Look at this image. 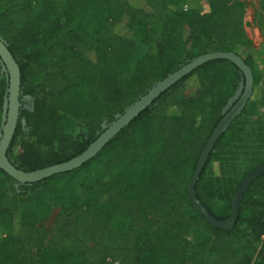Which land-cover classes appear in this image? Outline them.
Segmentation results:
<instances>
[{
	"label": "trees",
	"instance_id": "trees-1",
	"mask_svg": "<svg viewBox=\"0 0 264 264\" xmlns=\"http://www.w3.org/2000/svg\"><path fill=\"white\" fill-rule=\"evenodd\" d=\"M0 1L18 14L11 21L8 12L0 13V37L18 64L20 97L28 96L6 150L23 171L81 153L102 123L192 58L238 54L250 67L252 95L213 144L194 186L215 218L229 216L236 188L264 162L257 152L235 176L232 155L245 135L240 119L253 114L259 87L242 0H208L203 13L161 0L159 34L146 15L118 0ZM135 42L147 51L126 71L127 49ZM243 81L231 61H206L163 90L81 166L31 183H18L0 168V222L10 219L14 230L0 242V264H263L264 171L246 186L228 229L212 226L187 193L198 155ZM14 198L21 203L17 219ZM47 201L59 204L53 231L37 221ZM194 225L206 236L192 237Z\"/></svg>",
	"mask_w": 264,
	"mask_h": 264
},
{
	"label": "water",
	"instance_id": "water-1",
	"mask_svg": "<svg viewBox=\"0 0 264 264\" xmlns=\"http://www.w3.org/2000/svg\"><path fill=\"white\" fill-rule=\"evenodd\" d=\"M217 58H224L234 63L242 71L244 81L240 83L235 95L224 107L222 118L212 130L200 151L187 185V193L192 207L201 213L212 226L222 229L230 228L235 221L239 200L246 186L253 178L264 171V162L254 168L242 179L232 197L231 212L226 219H217L206 209L197 198L194 186L213 144L226 130L232 119L244 108L252 91L253 78L250 67L233 51L206 52L192 58L187 63L181 65L177 70L154 83L144 94L139 96L137 100L127 106L122 113L116 114L113 121L107 124L102 123V131L81 153L64 162L48 165L32 171H23L13 165L6 156V150L12 139L19 115L20 71L14 57L7 48L4 40L0 37V61L8 80L2 105L3 120L0 127V168L18 183H31L52 174L69 171L81 166L84 162L95 156L117 132L125 127L141 110L148 106L163 90L191 72L197 66Z\"/></svg>",
	"mask_w": 264,
	"mask_h": 264
},
{
	"label": "rangeland",
	"instance_id": "rangeland-1",
	"mask_svg": "<svg viewBox=\"0 0 264 264\" xmlns=\"http://www.w3.org/2000/svg\"><path fill=\"white\" fill-rule=\"evenodd\" d=\"M120 4H124L125 7L133 10L134 12L146 15L147 21L152 24L155 29V33L162 30V22L165 15L164 5L161 0H118ZM245 6L244 15V38L250 40L249 51L252 55L255 69L259 76V87L255 90L253 98L255 99L254 112L251 115H244L241 117L244 130V141L237 144L234 149L233 158L235 165V176L239 177L245 172L250 164V159L253 158L257 152L264 154V0H242ZM178 9L190 8L199 13L207 12L209 10L208 0H175L173 1ZM35 7H39L36 3ZM8 12L11 21H14L18 14L13 11V7L0 1V13ZM114 29L120 33L129 36V32L125 31L122 27L116 26ZM180 36L185 39L186 32H180ZM147 51V45L140 42H135L128 52V63L125 68L126 71L132 70L137 60L143 57ZM6 81L7 89V76L3 71V66L0 61V85ZM5 89V91H6ZM5 95V94H4ZM252 95L249 96V98ZM28 96L20 97V104L27 101ZM248 98V99H249ZM236 101V100H235ZM234 101V103H235ZM233 103V104H234ZM26 106V104H25ZM3 120V111L0 110V127ZM69 124V123H67ZM264 156V155H263ZM76 188L75 192H78ZM6 193L8 196L13 195L10 186H7ZM15 199V198H14ZM10 206L16 215V219L19 218V212L21 211L20 204L15 200H11ZM209 204L212 209L217 210V203L213 200H209ZM59 204L54 201H47L36 213L37 221L40 224L45 225L48 229L53 231L56 228L58 222L57 212ZM14 233L11 227L10 219L0 222V242L7 239ZM206 232L200 230L197 225H194L192 237L206 236ZM37 259V252L33 254V262Z\"/></svg>",
	"mask_w": 264,
	"mask_h": 264
}]
</instances>
